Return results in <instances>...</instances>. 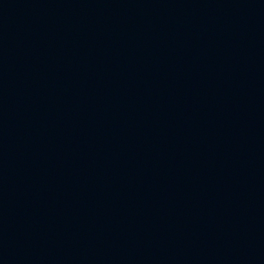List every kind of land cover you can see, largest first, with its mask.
Instances as JSON below:
<instances>
[{
  "label": "water",
  "instance_id": "water-1",
  "mask_svg": "<svg viewBox=\"0 0 264 264\" xmlns=\"http://www.w3.org/2000/svg\"><path fill=\"white\" fill-rule=\"evenodd\" d=\"M0 264H264V0H0Z\"/></svg>",
  "mask_w": 264,
  "mask_h": 264
}]
</instances>
